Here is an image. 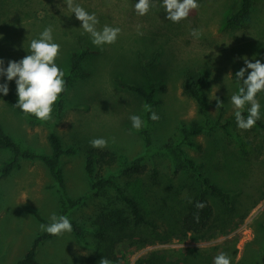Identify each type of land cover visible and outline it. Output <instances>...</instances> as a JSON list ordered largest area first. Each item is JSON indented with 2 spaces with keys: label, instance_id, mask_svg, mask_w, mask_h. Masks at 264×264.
<instances>
[{
  "label": "rangeland",
  "instance_id": "374dc122",
  "mask_svg": "<svg viewBox=\"0 0 264 264\" xmlns=\"http://www.w3.org/2000/svg\"><path fill=\"white\" fill-rule=\"evenodd\" d=\"M238 1L198 0V9L174 23L159 7L162 0L143 16L135 10L138 0H74L96 14L98 30L105 25L121 28L115 43L98 47L65 0H0V58L4 67L9 60L29 55L31 41L49 25L54 42L60 45L55 61L65 73L72 52L94 51L81 62L80 72L85 76L73 75L53 105L51 120L41 121L18 111L8 103L7 95L0 93V124L21 148L49 154L51 132L65 147L74 148L72 154L60 157L63 187L37 158H19L7 174L0 171V264H15L35 237L45 233L39 226L49 224L53 212L64 213L71 222L80 224L82 237H76L73 230L48 236L37 247L38 264H100L102 258L111 264H141L149 258L156 264H214L221 252L231 257V264H264V133L255 129L253 140L243 139L248 142L246 149L252 148V157L246 158L237 129L231 124L227 131L221 128L235 116L231 96L238 93L234 74L245 67L242 57L264 63V0H253L246 26L231 27L226 20ZM193 28L202 30L199 39L191 35ZM144 64L149 65L147 72ZM192 68L208 74L202 90L206 117L182 91L184 72ZM117 80L152 91L151 100L146 102L141 95L120 88ZM3 82L18 100L15 78L6 81L0 77ZM211 95L223 102L222 115L216 99L209 100ZM257 99L264 120V91ZM146 104L158 114V120L150 119ZM131 115L144 121L139 131L132 127ZM192 121L202 124L204 130L186 139L178 129L181 124L189 127ZM94 138L107 139L103 149L123 157L125 166L133 161L145 166L143 174L129 180L121 173L125 166H120V159L102 172L122 185L128 181L127 188L136 192L140 204L155 214L162 212L174 222L192 185L197 186L189 166L179 165L185 163L184 153L230 193L234 210L224 211L221 201L209 195L214 218L204 236L176 229L168 237L143 245L137 240H116L102 248L110 251V256L97 255L90 224L107 201L115 200L111 188L99 197L90 188L85 158ZM10 157V150L0 148V168ZM161 232L159 227L158 234Z\"/></svg>",
  "mask_w": 264,
  "mask_h": 264
},
{
  "label": "trees",
  "instance_id": "16d2710c",
  "mask_svg": "<svg viewBox=\"0 0 264 264\" xmlns=\"http://www.w3.org/2000/svg\"><path fill=\"white\" fill-rule=\"evenodd\" d=\"M252 6L253 0H239L236 9L231 12L230 16L226 20L229 26H246L251 17ZM89 54H94V51L88 48L82 49L78 52H72L69 57L70 59L67 73H65L60 64L55 61V63L65 73L64 79L66 81V89L69 86L73 75H77L78 77L85 76L84 72H80V66L84 57ZM262 56L264 59V50H262ZM143 67L144 71L147 72L149 65L144 64ZM207 76L208 74L206 71L192 68L185 70L182 80L183 93L194 99L197 105L198 113L205 117L208 112L202 90L205 82H207ZM234 79L239 90V87L243 86V81H238L235 74ZM117 84L120 88L133 91L141 95L146 102H149L152 98V91L145 90L143 87L127 83L122 80H117ZM7 101L18 111L24 113L20 108L15 106L18 100L10 92L7 94ZM58 103L60 104V100ZM247 107L250 106L247 105ZM247 107L243 113L245 117H247L248 114ZM222 111L223 108L219 107V115H222ZM28 115L32 116V114ZM217 123H219V119L217 120ZM229 124H231L234 129H237V134L240 135V138H242L239 142L243 157H252L249 155L252 148L249 150L246 149L248 142H244L243 139L245 138L248 140L252 138L251 140H253L254 136L252 135V132L255 129L264 133V120L260 118L251 129L242 130L237 126L234 116L233 119L222 124L221 128L227 131L226 128ZM203 130L204 126L196 121H192L189 127L185 124H181L178 129V131L186 139L201 133ZM48 142L51 148L49 154L42 152L37 153L23 149L11 135L4 131L0 124V148H6L11 152L9 161L5 162V164L0 168L1 173L7 174L12 167L17 165L19 158H37L50 169L59 186L63 187V174L59 166L60 157L62 154H72L74 152V148L70 146L65 147L62 144L61 138L54 132H51L48 135ZM117 158L118 156L110 150L88 148L86 152L85 173L90 180V188L94 191V195L99 197L111 188L110 190L114 191L113 194L115 200V203L110 200L107 201L106 205L104 204L94 215L90 224L92 226V234L94 236L93 243L95 244L93 251L97 252V255L102 257H107L108 255L110 256V251L102 250V248L109 247V244L116 240H137L139 245H143L147 241L158 239L157 237H168L174 230L176 231V229L181 233H191L196 237L204 236L210 230L212 225L211 223L214 218V210L211 202L209 201V195L214 196L221 201L224 211L232 212L234 210V203L230 199V193L225 191L220 185L212 180L207 173L203 174L199 167L194 164V161L187 157L184 153L185 163L183 162L179 165L189 166L194 173L193 175L196 176L195 183H197V186L195 187L192 185V188L189 190L182 202L179 216H176V219L172 222L173 220L165 217L162 212L155 214L154 211L143 207L139 202L136 192L132 191L131 188H127L128 181L122 185L103 174L102 170L104 167L111 166L119 159L121 167L126 165L123 157ZM144 172L145 166L137 164L136 161H133L131 165H127L121 170L122 175H124L128 180L134 175L143 174ZM154 173L156 172L154 171ZM189 198L192 201L191 203L189 202ZM196 202H204L206 207H204L203 210H199L195 207ZM197 213H199L200 217L198 223L194 218ZM62 215H64V213H62ZM71 223L73 225L74 235L81 238L83 230L82 226L76 221ZM159 227L162 231L161 234H158ZM48 236L52 235L45 232L35 237L29 249L19 260L16 261L15 264H38L35 258L37 247ZM144 263L156 264L153 260H150V258L145 262H141V264Z\"/></svg>",
  "mask_w": 264,
  "mask_h": 264
},
{
  "label": "clouds",
  "instance_id": "9594fccd",
  "mask_svg": "<svg viewBox=\"0 0 264 264\" xmlns=\"http://www.w3.org/2000/svg\"><path fill=\"white\" fill-rule=\"evenodd\" d=\"M67 7L75 13L78 20L82 22L81 27L91 35L94 45L101 47L104 44H113L116 42L121 28L105 25L102 30L97 29L99 20L95 13H89L81 5L75 4L74 0H65ZM157 7V0H138L135 4L136 12L143 16L151 8ZM159 7L167 13V19L178 23L187 19L190 12L199 8L198 0H162ZM53 28L47 26L38 39H33L30 43V54L19 61L9 60L7 67H4L5 61L0 58V77H6V81H12L15 78L18 102L16 107L20 108L25 114H32L41 121L52 119L53 105L57 102L60 94L66 91L65 73L55 63L60 54V45L54 42ZM142 34V33H141ZM201 29L193 28L191 35L199 39L202 35ZM244 59L245 67H241L235 76L243 81V86L239 87L238 93L231 96V103L235 109V119L237 126L242 130L251 129L261 118V105L257 99V94L264 91V63L256 59L250 61L247 57ZM251 69L250 72L248 70ZM248 72L245 79V73ZM9 85L7 82L0 83V93L7 95ZM216 99L217 108L221 107L223 102L215 95L209 96V100ZM247 105V117L243 115ZM145 111L151 113L150 119L156 121L159 116L151 110L150 105H145ZM129 119L132 127L139 131L144 126V121L138 115H131ZM93 148L103 149L107 147L108 141L105 138H94L90 141ZM26 199V198H25ZM191 203V199L189 198ZM195 207L203 210L206 207L204 202H196ZM195 220L199 222V213L195 214ZM50 223L40 224V230L51 235H63L73 230V225L66 215H57L53 212L50 215ZM100 264H111L107 258H102ZM214 264H231V257L221 252L214 258Z\"/></svg>",
  "mask_w": 264,
  "mask_h": 264
}]
</instances>
